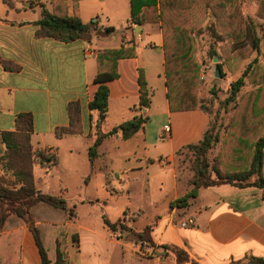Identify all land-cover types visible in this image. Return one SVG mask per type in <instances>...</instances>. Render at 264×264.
Returning a JSON list of instances; mask_svg holds the SVG:
<instances>
[{
	"label": "crops",
	"instance_id": "obj_1",
	"mask_svg": "<svg viewBox=\"0 0 264 264\" xmlns=\"http://www.w3.org/2000/svg\"><path fill=\"white\" fill-rule=\"evenodd\" d=\"M42 8L51 11V0H0V132L15 131L17 114L30 113L33 125L30 133L32 150H50L55 156L53 163L33 164L36 189L48 193L44 189L45 185L48 188L50 186L46 176L55 175L60 194L67 190L68 179L72 177L77 179L78 188L85 191L89 187V180L82 182L81 178H90L94 174L104 178L101 188L107 190L110 182L106 179V166L103 164V159L107 157L113 162H121L118 171H113L120 183L132 177L144 176L145 192L149 193L151 180L153 186L158 185L161 189L165 177L170 174L174 190L167 198L166 211L161 209L153 213L152 218L144 224L139 225L143 208H126L123 211V214L128 212L124 222L130 231H141L145 226H151L149 236L155 245L152 255L141 254L135 241L108 228L103 221L105 214L101 215V229L90 217L82 216L76 224L72 220L66 223L76 225L67 234L76 235L75 247L66 238L64 249L71 264H176L175 259L159 248L162 243L183 248L189 258L199 264H232L246 256L264 258V199L258 187H240L230 183L201 187L196 196L189 199L187 206L173 204L189 190L185 180L184 192L179 195L176 191L177 176L180 174L175 168L174 154L181 146L198 141L211 117L200 108L169 110L159 23L131 21L129 0H66L67 13L75 11L83 23L91 25V37L89 41L76 39L61 42L52 37L37 36L34 22L41 17ZM115 16H121L120 41L112 45L92 46L93 37L108 41L116 22ZM121 44L133 46L135 55L117 59L118 75L106 83V117L97 127L98 113L88 108L98 87V83L93 82L97 72L96 54L101 48H115ZM86 47L95 53L87 54L84 51ZM1 60L16 64L19 69H6ZM221 61L222 69L225 60ZM139 70H142L150 91V103L140 108ZM154 90L159 95L155 109ZM72 101L78 103L81 132L58 137L55 129L68 125V105ZM258 107L251 112L257 114L260 107L264 106ZM93 112L96 118H93ZM139 114L147 119L149 115L165 119L163 127L166 134L160 137V141H150L146 137L145 122L142 129L127 139H123L120 133L104 138L97 149L98 155L92 161L89 159L88 151L97 133L107 132ZM111 117L113 121L106 130H102V125ZM250 126L252 129L259 127L257 117H251ZM110 138L117 141L121 138L122 143L136 139L139 151L124 154L106 152L102 147ZM163 143L164 146L160 147ZM235 143L239 159L244 150L245 158L241 159L246 160L252 155L253 137L238 138ZM119 144L118 141L113 148H120ZM232 168L233 165H230ZM236 168L239 165L236 164ZM93 201L92 198H82L78 202L83 204ZM149 204L156 207L158 200L149 197ZM119 218L108 219L115 222ZM13 232L20 235L15 244L14 237L10 236L12 255L17 258L18 264H40L37 245L26 225L1 230L0 247Z\"/></svg>",
	"mask_w": 264,
	"mask_h": 264
},
{
	"label": "trees",
	"instance_id": "obj_2",
	"mask_svg": "<svg viewBox=\"0 0 264 264\" xmlns=\"http://www.w3.org/2000/svg\"><path fill=\"white\" fill-rule=\"evenodd\" d=\"M130 19L137 23L157 22L162 35L163 64L166 97L170 111H186L200 108L204 110L197 96L199 66L193 54V30L202 19L210 15L213 18L214 32L219 37L218 48L210 47L209 54L219 61L227 60L231 56L242 58L252 57L242 73L230 83L228 96L223 103H233V115L229 125L223 124L219 116L210 119L200 139L178 148L174 155L177 172L181 175V165L178 163L180 155L189 156L193 163L192 176L186 179L189 190L177 198L173 204L184 207L189 199L196 196L201 187H208L222 183L237 186L253 185L260 189L264 199V127L262 121L264 108L259 111V130L254 139V150L248 159L236 153L235 138H251L250 130L234 128L236 120L247 121L246 113L242 111L243 99L240 98L241 88L246 82L260 85L264 88V70L256 64H264V49L261 48V37L257 35V24L242 9L243 0H129ZM257 2L254 14L264 21V0ZM34 24L37 26V36L52 37L61 42H71L76 39L90 40L91 25L83 23L79 15L73 11L67 13L66 0H51V11L42 8L41 17ZM212 29V28H211ZM133 46L115 48H101L96 54L97 72L93 79L98 87L88 104L89 110H96L99 127L107 113L108 87L107 81L117 77L116 62L119 58L133 57ZM6 69L18 70L19 66L1 60ZM219 76H223L220 63H216ZM138 83L140 86L139 108L150 103V91L142 70H139ZM264 90L261 89V93ZM260 92V91H259ZM263 95V94H262ZM261 95V96H262ZM239 104V105H238ZM205 111V110H204ZM206 112V111H205ZM78 103L72 101L68 105L69 123L55 129V134L61 137L66 134L81 132L78 115ZM145 117L135 115L133 118L112 127L107 132L97 133V137L90 146L88 155L92 161L98 155V147L102 140L109 136L121 134L127 139L143 128ZM261 122V123H260ZM15 131L0 132V168L9 170L13 180L4 181L0 175V231L14 229L26 225L33 234L37 245L40 264H71L67 252L64 250L68 234L66 223L71 219L73 210L68 207L61 196L43 193L36 189L33 178V164L41 165L53 163L55 156L50 150L33 151L30 144V133L33 130L30 113H18L15 118ZM256 131V129H254ZM222 133L224 136L222 137ZM233 139V140H231ZM220 144V147L218 146ZM218 150L216 156L211 157L212 150ZM240 147V146H239ZM237 155V156H236ZM246 156V155H245ZM176 159V161H175ZM236 164L239 168H236ZM230 165L233 168L230 169ZM40 205V206H39ZM45 210V216L36 215ZM60 216V220L57 218ZM105 225L116 231L117 222H111L103 215ZM151 226H145L141 231L133 232L134 240L144 244H152L149 236ZM19 240L16 232L9 234V240L0 247L2 261L0 264H18L12 255L11 239ZM77 237L72 235V241ZM64 245V246H63ZM163 251L174 255L176 264H199L190 259L187 252L174 244L162 243ZM232 264H264L263 257L246 256L232 262Z\"/></svg>",
	"mask_w": 264,
	"mask_h": 264
},
{
	"label": "rangeland",
	"instance_id": "obj_3",
	"mask_svg": "<svg viewBox=\"0 0 264 264\" xmlns=\"http://www.w3.org/2000/svg\"><path fill=\"white\" fill-rule=\"evenodd\" d=\"M257 2L255 0H243L242 9L248 15L251 16V19L258 25L257 26V35L261 37L260 43L262 50L264 49V21L257 18L254 14L256 9ZM121 16H115V23L113 32L110 34L108 41L104 42L103 40H98L96 37H93L91 40L92 46L108 44L112 45L115 41H120V31H119V18ZM94 19V18H93ZM213 18L208 15L204 19H202L193 30V39H194V48L193 54L199 66L198 71V82L196 86L197 96L200 101L202 108L208 112L211 120L215 118V116H219L221 118L223 124L229 125L231 121V116L233 115V103L225 104L223 103L226 97L228 96V90L230 88V83L235 80L238 75L242 73L245 69L250 58H237L235 56L229 57L222 64V73L223 76L216 77L215 67L216 63H220L219 59L216 57V60L212 58L209 54L210 47L219 46V37L214 32V26L212 24ZM212 28V29H211ZM112 43V44H111ZM254 55V54H253ZM252 55V56H253ZM260 68V70H264V64L262 61H258L256 63ZM261 89L264 90L260 85L251 84L246 82L245 85L241 88L240 98L243 99V105L241 106L242 111L246 113V117L250 119L247 121L236 120L233 123L234 128L237 130L238 128H244V130H250L249 135L255 136L258 133L259 127L251 128L250 121L251 117H257L259 120V113L255 114L253 111L258 106H264V91L261 93ZM260 91V92H259ZM263 94V95H262ZM262 95V96H261ZM159 103V95L157 91L154 90L153 97V108L155 109L157 104ZM239 105V104H238ZM264 108V107H262ZM259 109V107H258ZM261 114V113H260ZM93 118H96L95 112H93ZM113 117L109 118L103 125L102 130H106L108 128V124L113 121ZM146 127L145 133L146 137L150 141H160V137L165 135V129L163 127V122L165 121L162 117H156L155 115H149L148 119L145 118ZM261 123V122H260ZM264 127V117L262 121V126ZM256 129V131H254ZM224 134L222 133V137ZM234 136V141L237 138ZM231 139V140H233ZM121 138L118 139L120 148L115 149L113 146L118 142L115 138H110L105 141L103 144L104 151L110 152H120L124 153H138L139 148L137 146V140L131 139L129 143H122ZM165 143L161 144L160 147H163ZM220 147V144L218 145ZM218 146L216 149L212 150L210 153L211 157L216 156ZM107 154V153H106ZM175 155V154H174ZM176 161V159H175ZM121 162L111 161L107 157L103 159V164L106 172V179L110 182V185L106 189L101 188L104 178L99 177L97 175H91L90 178H81L80 181L85 182L89 180V187L85 191L78 188V182L75 177L68 179L69 186L67 190H65L61 194L59 193V186L56 183V176H46L48 178V182L50 184L49 188L44 186V189L48 191L49 194L60 196L65 200L66 204L69 208L73 210V215L71 216L72 222L74 224L77 223V219H81V217H90L93 220L94 224L101 229V215L105 214L109 219L115 220L120 217L117 221V231H119L120 236H126L128 239L135 241L133 238V232L136 230L130 228L124 222L125 216L128 212L123 214V211L128 209L135 208H143L144 212L139 218V225L148 222L153 213L160 211L161 209H165L167 207V198L172 195L174 192L172 188L170 174L165 177V181L163 187L161 189L158 185H152L153 180L150 181V192H145V177L138 176L132 177L130 179H126L124 183H120L115 179L113 171H118V166L121 165ZM178 163L181 165V171L183 174L177 176L176 182V191L179 195H181L185 190V180L188 179L189 176H192V163L193 160L189 156L180 155L178 157ZM170 168V167H169ZM45 175V173L43 172ZM53 174V173H52ZM0 175H2V180L11 181L13 180V176L9 170H3L0 168ZM152 188H154L152 190ZM60 194V195H59ZM149 197L155 198L158 200V205L156 207H151L149 204ZM82 198H92L94 203L84 202L83 204L79 203ZM40 206V205H39ZM45 216V210H41L36 215ZM60 216L57 218L59 221ZM67 231H72L75 229L76 225H66ZM73 234V233H72ZM72 234L67 235L69 242L72 243L73 248L75 247L74 242L72 241ZM117 234V233H116ZM118 235V234H117ZM119 236V235H118ZM70 237V238H69ZM67 242V241H66ZM136 243V242H135ZM139 247V251L143 255L150 256L153 254L155 250L154 243L152 244H144L140 246V243H136ZM64 246V245H63ZM66 247V245L64 246ZM159 248H161L159 246ZM65 249V248H64ZM162 249V248H161ZM163 250V249H162ZM164 252V251H163ZM165 253V252H164ZM166 254V253H165ZM166 255L174 258V255L171 253H167ZM115 262V260H113ZM176 262V261H175ZM189 264V263H187Z\"/></svg>",
	"mask_w": 264,
	"mask_h": 264
},
{
	"label": "built area",
	"instance_id": "obj_4",
	"mask_svg": "<svg viewBox=\"0 0 264 264\" xmlns=\"http://www.w3.org/2000/svg\"><path fill=\"white\" fill-rule=\"evenodd\" d=\"M87 54H90V55H93L95 52H94V50H91L90 48H85V50H84ZM182 225H184V223H182Z\"/></svg>",
	"mask_w": 264,
	"mask_h": 264
},
{
	"label": "water",
	"instance_id": "obj_5",
	"mask_svg": "<svg viewBox=\"0 0 264 264\" xmlns=\"http://www.w3.org/2000/svg\"><path fill=\"white\" fill-rule=\"evenodd\" d=\"M214 75H215L216 77H219L218 66L215 67V73H214Z\"/></svg>",
	"mask_w": 264,
	"mask_h": 264
}]
</instances>
